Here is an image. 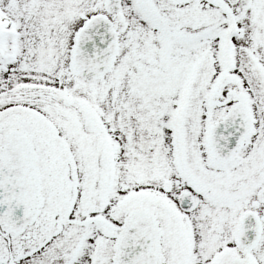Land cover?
<instances>
[{
  "label": "snow or ice",
  "instance_id": "6c2138e0",
  "mask_svg": "<svg viewBox=\"0 0 264 264\" xmlns=\"http://www.w3.org/2000/svg\"><path fill=\"white\" fill-rule=\"evenodd\" d=\"M0 264H264V0H0Z\"/></svg>",
  "mask_w": 264,
  "mask_h": 264
}]
</instances>
